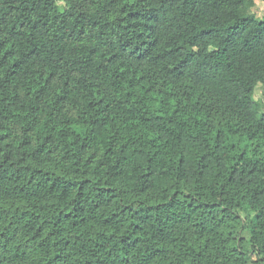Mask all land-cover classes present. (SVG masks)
<instances>
[{"label":"trees","instance_id":"1","mask_svg":"<svg viewBox=\"0 0 264 264\" xmlns=\"http://www.w3.org/2000/svg\"><path fill=\"white\" fill-rule=\"evenodd\" d=\"M255 5L0 0V264H264Z\"/></svg>","mask_w":264,"mask_h":264},{"label":"rangeland","instance_id":"2","mask_svg":"<svg viewBox=\"0 0 264 264\" xmlns=\"http://www.w3.org/2000/svg\"><path fill=\"white\" fill-rule=\"evenodd\" d=\"M253 11L258 15L262 16L264 14V1L256 0V5L253 7ZM255 98L260 100V107L264 110V86L258 84L255 92Z\"/></svg>","mask_w":264,"mask_h":264}]
</instances>
